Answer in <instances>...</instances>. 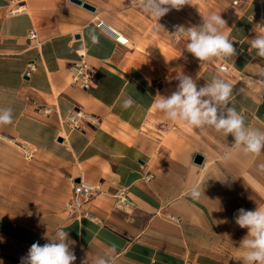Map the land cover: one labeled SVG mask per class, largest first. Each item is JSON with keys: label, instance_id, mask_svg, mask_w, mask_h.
<instances>
[{"label": "crops", "instance_id": "0c3cea01", "mask_svg": "<svg viewBox=\"0 0 264 264\" xmlns=\"http://www.w3.org/2000/svg\"><path fill=\"white\" fill-rule=\"evenodd\" d=\"M83 1L95 11L69 0H0V107L13 110L0 137L35 147L27 162L0 140V264H21L33 243L49 242L61 227L75 241L74 264H95L105 254L114 264H242L236 257L248 230L235 218L241 208L264 206V151L245 156L230 148L231 135L172 122L152 104L176 91L178 72L198 88L220 76L234 85L230 106L264 131V58L250 50L262 31L264 0H191L158 21L137 0ZM210 13L226 21L235 57L200 62L183 35H171L200 26ZM97 20L129 44L96 29ZM79 53L95 73L89 90L70 83ZM129 97L135 104L124 109ZM74 109L99 124L70 129ZM77 179L100 188L83 207L91 218L66 208ZM197 181L204 195L192 200L185 193ZM120 190L129 207L116 206Z\"/></svg>", "mask_w": 264, "mask_h": 264}, {"label": "clouds", "instance_id": "9594fccd", "mask_svg": "<svg viewBox=\"0 0 264 264\" xmlns=\"http://www.w3.org/2000/svg\"><path fill=\"white\" fill-rule=\"evenodd\" d=\"M145 12L154 16L157 21L170 10H180L185 5H191V0H137ZM203 22L198 27H178L174 33L185 37L186 50L200 62L213 58L228 59L237 55L233 41L225 34L226 21L220 14L202 15ZM262 31L251 39L250 50L264 58V22L257 25ZM93 42L98 37L91 35ZM264 75V73H261ZM179 81L176 91L171 95H157L152 107L172 121L186 124L192 128L211 127L224 137L231 135V149L245 156H259L264 151V131L253 129L245 124V118L230 106L233 96V84L223 77H213L211 83L198 88L196 81L183 72H178ZM135 101L129 97L123 100L122 107L129 109ZM13 123V110L10 107H0V125ZM232 152L224 154L223 159H231ZM264 171V164L259 165ZM204 184L197 181L186 191L185 195L192 200H199L203 194ZM235 223L240 228H246L247 235L241 240L239 249L241 255L236 257L242 264H264V206L255 210L239 209ZM47 243L31 245L26 257L21 258V264H74L76 256L72 250L75 241L63 227L56 230ZM95 264H114L107 254L98 256Z\"/></svg>", "mask_w": 264, "mask_h": 264}, {"label": "built area", "instance_id": "2783aa9c", "mask_svg": "<svg viewBox=\"0 0 264 264\" xmlns=\"http://www.w3.org/2000/svg\"><path fill=\"white\" fill-rule=\"evenodd\" d=\"M95 28L101 32L107 34L113 39V41L121 46H127L129 44L128 39L122 35L114 27L108 25L106 22L97 20L95 22ZM30 39H34L35 32H29ZM79 59L70 67V83L73 87L80 90H89L97 85L95 79V73L89 64L85 61L84 55L79 53ZM218 69L227 74L230 72V68L224 64L220 65ZM34 70V63H30L24 73L25 76H29ZM264 73V68H262ZM262 82H264V75H262ZM66 123L72 130L81 131L85 125L97 126L99 121L97 117L92 114L86 113L81 109L72 110L67 118ZM16 141H14L15 143ZM18 148L21 150L23 157L30 160L35 152V147L24 142L16 143ZM100 188L97 185H92L83 181L73 184L72 195L69 199L66 208L73 215H84L91 218V214L83 210V207L91 201V199L100 194ZM117 207H129L130 201L127 198L124 190L118 191L114 195Z\"/></svg>", "mask_w": 264, "mask_h": 264}, {"label": "water", "instance_id": "95a60500", "mask_svg": "<svg viewBox=\"0 0 264 264\" xmlns=\"http://www.w3.org/2000/svg\"><path fill=\"white\" fill-rule=\"evenodd\" d=\"M70 3L79 6L87 11L94 12L95 8L90 5L89 3L83 1V0H69ZM197 165H201L203 162V157L200 155H196L193 161ZM76 183H79V179L76 180Z\"/></svg>", "mask_w": 264, "mask_h": 264}, {"label": "rangeland", "instance_id": "374dc122", "mask_svg": "<svg viewBox=\"0 0 264 264\" xmlns=\"http://www.w3.org/2000/svg\"><path fill=\"white\" fill-rule=\"evenodd\" d=\"M0 140L2 141V143H4L5 145V149H7V151H11L14 154L19 155L23 160L27 161V162H31V160H27L23 157L21 150L18 148L17 146V142L14 143L13 140H8L5 138L0 137Z\"/></svg>", "mask_w": 264, "mask_h": 264}]
</instances>
